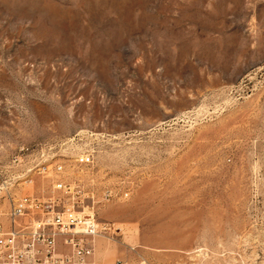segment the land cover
<instances>
[{
  "label": "rangeland",
  "instance_id": "rangeland-1",
  "mask_svg": "<svg viewBox=\"0 0 264 264\" xmlns=\"http://www.w3.org/2000/svg\"><path fill=\"white\" fill-rule=\"evenodd\" d=\"M25 196L92 217L86 264H264V0H0V221Z\"/></svg>",
  "mask_w": 264,
  "mask_h": 264
},
{
  "label": "built area",
  "instance_id": "built-area-1",
  "mask_svg": "<svg viewBox=\"0 0 264 264\" xmlns=\"http://www.w3.org/2000/svg\"><path fill=\"white\" fill-rule=\"evenodd\" d=\"M18 159H15L17 162ZM77 163L89 166L93 154L81 156ZM56 174L64 169L57 166ZM55 189L70 192L64 181L58 180ZM0 221V264H86L91 248L82 244L78 234L94 235L96 226L92 217L79 218L58 198L41 200L25 196L12 202L9 212ZM68 236L65 244L73 250L72 258H64L58 250L59 237ZM64 244V240H63Z\"/></svg>",
  "mask_w": 264,
  "mask_h": 264
}]
</instances>
